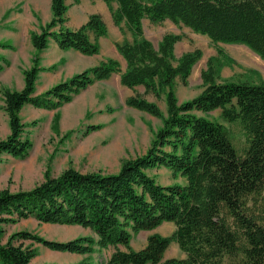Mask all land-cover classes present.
<instances>
[{
  "label": "trees",
  "instance_id": "16d2710c",
  "mask_svg": "<svg viewBox=\"0 0 264 264\" xmlns=\"http://www.w3.org/2000/svg\"><path fill=\"white\" fill-rule=\"evenodd\" d=\"M102 1L113 24L132 37L115 45L125 69L109 58L35 96L40 72L35 56L23 71L24 88L0 92L10 130L0 141V155L24 159L32 148L19 116L24 106L54 110L115 74L123 87H143L145 94L163 96L165 115L141 96L125 100L129 108L159 119L161 127L146 153L125 161L117 173L68 168L58 176L46 172L30 190L0 191V264H31L37 255L33 243L78 255L111 249L105 264H264V81L222 80L218 59L212 58L201 72L202 92L178 103L175 81L186 84L201 50L177 58L174 47L182 36L166 34L155 48L143 35L144 20L152 25L169 21L207 36L213 44L243 45L264 61V0ZM67 11L66 0H51L52 18L31 33L32 47L40 52L53 41L63 51L97 54V40L107 35L101 16L92 14L73 30L66 27ZM218 53L223 55L220 49ZM7 64L0 57V71ZM214 111L223 122L238 125L245 139L240 148L222 123L206 116ZM160 168L184 183L161 185L148 174ZM29 218L80 227L92 236L57 242L18 231L3 241L5 226ZM165 223L174 226L170 236L151 234L143 249L131 248L134 236ZM173 242L184 258H164Z\"/></svg>",
  "mask_w": 264,
  "mask_h": 264
},
{
  "label": "rangeland",
  "instance_id": "374dc122",
  "mask_svg": "<svg viewBox=\"0 0 264 264\" xmlns=\"http://www.w3.org/2000/svg\"><path fill=\"white\" fill-rule=\"evenodd\" d=\"M7 2L9 1L0 2V30L6 28L1 25L6 23L12 13L11 9L7 7ZM38 2L43 7L46 0H38ZM97 2L98 0H86L83 1V5H88L89 10L103 12L106 17L103 20L107 35L104 37L105 40L99 43L98 53L86 59L83 67L85 69L91 68V66H96L111 58L120 63L123 71L126 63L117 52L115 45L124 40L131 41L132 37L125 29L122 33L113 24L110 16L108 18L109 13H106L105 8H100ZM75 5L72 0L68 1L67 6L70 9L67 16L69 19L70 13L75 10ZM31 14L34 20L38 22V25L34 24L38 29L32 32H38L39 28L45 24H40V12L38 10L32 9ZM98 15L101 16V14ZM143 33L144 37L155 48L166 34L182 36L180 42L176 43L174 47L177 58L183 53L195 49L201 50L202 57L193 66L186 84H183L179 79L175 81L174 91L178 103L189 101L202 92L201 72L206 69L207 61L212 58L218 59L217 66L222 80H240L251 83L264 81V61L243 45L213 44L207 36L196 34L187 27L176 26L169 21L152 25L144 20ZM1 34L2 32H0V36ZM3 40L0 38V48L15 50L11 44ZM218 49L223 51V55H219ZM41 54L42 51L36 52L34 48L32 49L31 66L34 57L38 56L40 71L42 69ZM254 59H259L260 64L255 63ZM29 68H21L22 76L23 71ZM2 89L9 88L0 84V92ZM134 95L156 103L165 115L166 106L163 96L157 99L151 94H145L143 87H137L134 90L123 87L120 84L119 75L115 74L106 81L95 82L81 90L72 97L69 103L59 108L54 110L36 108L37 110H32V117L28 120L24 121L20 117L25 125L24 137L31 141L32 148L24 159H14L6 154L0 155V191L7 189L15 193L30 190L43 181L46 172H49L51 176H58L68 168H73L82 173L114 174L119 171L125 161L146 153L155 133L161 127V121L126 106L125 100ZM219 114V111H214L206 116L222 123L230 131L235 146L240 148L245 141L240 128L238 125H229L223 122ZM9 132L8 119L3 110V100L0 93V141L4 140L10 134ZM148 174L152 175L161 185L184 183L182 179L174 178L172 173L164 168L151 170ZM157 230L164 236H170L174 231V226L165 223ZM18 231H28L47 240L57 242L92 236V233L86 229L42 224L33 218H29L5 226L3 241L5 242L10 234ZM147 234L140 233L134 236V245H142ZM31 246L36 250L37 255L40 254L39 262L41 264H49L55 257L54 254L46 255L42 249L43 246L40 244L33 243ZM104 255L106 253L96 252L88 258L93 264H97L98 261L104 262ZM166 255L167 257H180L183 254L178 245L173 242Z\"/></svg>",
  "mask_w": 264,
  "mask_h": 264
},
{
  "label": "crops",
  "instance_id": "0c3cea01",
  "mask_svg": "<svg viewBox=\"0 0 264 264\" xmlns=\"http://www.w3.org/2000/svg\"><path fill=\"white\" fill-rule=\"evenodd\" d=\"M6 1H9L7 2V7L11 9L12 13L9 16L6 23L1 25L2 27H6V28L0 30V32H2L0 38L4 39L3 41L11 44L15 50L12 51L9 49L0 48V57L5 59L8 63L0 71V84L5 85L11 90L21 91L24 88V80L21 73V68L23 67L24 69H26L31 66V55H32L33 47L30 41V33L38 29L37 27L34 26V24L38 25V22H36L32 17L31 11L33 9V10H38L40 12V22H41L40 24L48 23L52 18L51 0H46V2L43 4L44 5L43 7L42 4L38 2V0H11V1L0 0V2H6ZM68 1L70 0H66V5H68ZM72 1L74 4H76L74 6L75 10L72 11V13H70V19H69L67 15L69 13L70 7H68V11L66 14L67 17L66 26L72 29H77L83 24H85L88 21L89 16L92 14H101L102 20L103 18H106L101 10H100L101 12H98L96 10H89L88 5L84 6L83 1L86 0H78L77 2L75 0ZM97 3L100 8L102 7L105 8L106 13L107 14L109 13L108 18L110 16V19L112 20L111 14L106 4L102 0H98ZM90 39L91 41H94L93 35H90ZM103 40H105L104 37L99 38L97 40L98 44ZM90 57L91 56H85L73 50L63 51L57 46L55 42L50 41L47 48L44 49V51H42L41 54L42 69L38 73V77L35 83L34 95L39 96L44 92H46L55 84H58L61 81L70 78L75 73L78 74L84 71L85 68L83 67V65L86 62V59H89ZM32 110H37V109L31 105L24 106L20 111L21 119L25 121L28 120L30 117H32ZM157 229L150 232H141V233H148L147 236L144 238V242H142V245L140 246L134 245L135 240L133 238L130 242L131 248L136 251L143 249L146 245L147 237L151 234H159L161 236H164ZM29 243L30 242H25L26 245ZM42 249L45 251L46 255L48 254L55 255V257L53 258L54 261L53 260L50 261L49 264L51 263L77 264L85 260L92 263V261L88 258V256L90 255H78V254H72L66 252L63 253L56 252L46 249L44 247H42ZM96 252L106 253V255H104L105 256L104 262L101 261L97 262V264H105V262L111 255L112 250L96 249ZM166 254L167 251L164 254L165 259L185 257L183 253H182L183 255L180 257H167ZM39 255L40 254H38L31 261V264H41V262H39V257H40ZM46 263H48V261H46Z\"/></svg>",
  "mask_w": 264,
  "mask_h": 264
},
{
  "label": "bare ground",
  "instance_id": "6f19581e",
  "mask_svg": "<svg viewBox=\"0 0 264 264\" xmlns=\"http://www.w3.org/2000/svg\"><path fill=\"white\" fill-rule=\"evenodd\" d=\"M255 63H257L258 65L260 64V60L258 59V60H256V59H254L253 60ZM263 64V63H262Z\"/></svg>",
  "mask_w": 264,
  "mask_h": 264
}]
</instances>
